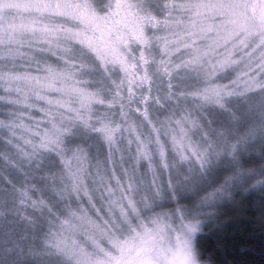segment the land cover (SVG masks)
Instances as JSON below:
<instances>
[{"label": "clouds", "instance_id": "1", "mask_svg": "<svg viewBox=\"0 0 264 264\" xmlns=\"http://www.w3.org/2000/svg\"><path fill=\"white\" fill-rule=\"evenodd\" d=\"M91 2L100 15H106L108 5L115 0ZM134 2L143 14H158V5L165 0ZM244 2L249 21L256 24L250 11L253 0ZM0 17L5 26L27 20L26 15L6 6ZM146 34L152 39V48L147 50L153 57L149 66L153 100L148 106L152 125L142 117L130 114L124 119L117 109L93 105L87 122H65V130L55 143L15 150L4 146L5 125L0 123V264H114L110 258L119 257L120 252L72 212L90 218L108 237L122 242L138 243V233L163 224L165 230L157 237L158 246L152 253L155 264H184L182 256L174 255L178 236L187 241V264H220L214 252L201 246V240L211 235L226 208L238 205L249 195L264 198V67L253 71L239 51L236 58L240 63L223 69L215 67L214 58L198 65L186 64L190 52L183 50L171 57V63L180 67L169 75L160 70L162 57L155 30L148 26ZM69 47L66 53L33 52L36 60L21 58L14 70L43 78L47 66L57 71L70 69L81 87L106 97L105 70L86 49ZM132 47L140 50L135 44ZM63 55L73 58L76 66L65 64L59 58ZM7 70L6 63L0 62V72ZM249 72L255 81L251 87L247 84ZM5 87L0 85V89ZM6 95V91H0V121L9 116ZM41 95L70 101L74 108L79 106L77 98L63 97L59 92L45 90ZM29 103L36 107L20 104L14 108L38 119L42 115L38 108L49 107L34 95L29 96ZM183 117L188 118L185 128L196 151L194 154L186 145L182 156L164 125ZM36 119L26 118V123L31 125ZM105 124L119 129L110 141L97 131ZM153 126L160 129V142L166 148L163 158ZM137 135L147 157L138 151ZM33 141L39 144V137H33ZM77 156L86 159L88 168L82 176L84 184L74 193L65 163L71 159L79 168L74 159ZM109 187L112 194L107 191ZM122 187L128 189L127 198L122 196ZM116 197H121L118 204L126 215L113 204ZM186 223L195 225L194 231L188 232ZM73 224L78 227L71 229ZM58 237H66L69 246L58 245Z\"/></svg>", "mask_w": 264, "mask_h": 264}, {"label": "snow or ice", "instance_id": "2", "mask_svg": "<svg viewBox=\"0 0 264 264\" xmlns=\"http://www.w3.org/2000/svg\"><path fill=\"white\" fill-rule=\"evenodd\" d=\"M5 6L27 16L26 21L22 19L20 23L6 26L3 17H0V62H5L9 68L0 72V85H6L0 91L8 93L4 99L9 113L6 120L0 123L5 125L4 146L8 149L40 148L55 143L65 130L62 125L70 120L87 122L93 105L117 109L124 119L130 114L142 117L152 125L148 106L153 100L149 75L153 57L147 51L152 48V39L146 34L148 26L155 30L159 42L162 57L159 61L160 70L169 75L180 67L171 63V57L183 50L190 52L186 64L198 65L206 58H214L215 67L223 69L240 63L236 58L239 51L253 71L264 67V0L252 2L250 11L257 19L256 24L249 21V9L244 0H180L179 3L177 0H165L158 5V14H143L134 0H115L114 4L108 5L106 15H100L91 0H0V11ZM44 18H57L69 23H49ZM201 41L206 43L201 44ZM134 44L139 46V51L133 49ZM70 45L86 49L105 70L108 77L106 97H98L95 92L81 87L75 72L70 69L57 71L47 66V75L43 78L30 72L14 70L17 60L21 58L36 60L33 52L66 53ZM59 58L67 65L76 66V61L68 55ZM247 75V84L251 87L255 81L250 72ZM58 83L60 87H57ZM141 89L147 90L141 93ZM45 90L59 92L63 97L77 98L79 106L74 108L70 101L41 95ZM30 95L49 106L38 108L42 113L38 119L14 108L20 104L28 108L36 107L29 103ZM26 118L36 119V122L30 125L26 123ZM187 120V117L170 119L164 125L166 130L171 131V142L180 149L182 156L186 145L194 154L196 151L188 140L189 132L185 128ZM45 124L48 127H42ZM152 130L163 158L166 148L160 142V129L153 126ZM97 131L103 132L110 141L119 129L105 124ZM33 137H39V144L34 143ZM136 140L139 153L147 157L149 154L145 152L138 135ZM74 159L80 165L79 168L75 167L71 159L66 161L65 167L72 178V191L77 193L84 184L82 176L88 164L84 157L77 156ZM107 191L112 194L113 190L109 187ZM127 191L121 188L124 198H127ZM120 198L116 197L112 202L122 215H126L118 204ZM128 203L129 206L133 205L131 199ZM178 214L183 217L179 210ZM71 215L109 239L112 247L120 252L119 257L110 258L114 264H155L152 253L158 246L157 237L165 230L163 224H158L155 230L145 228L142 234L138 233V243L122 242L108 237L107 232L90 218L76 212ZM70 227L76 229L78 225ZM184 227L192 232L195 225L186 223ZM57 244L69 246L66 237H58ZM186 248L187 241H182L178 236L174 255L182 256L184 264L188 261Z\"/></svg>", "mask_w": 264, "mask_h": 264}, {"label": "trees", "instance_id": "3", "mask_svg": "<svg viewBox=\"0 0 264 264\" xmlns=\"http://www.w3.org/2000/svg\"><path fill=\"white\" fill-rule=\"evenodd\" d=\"M217 224L201 246L220 264H264V198L249 195L226 208Z\"/></svg>", "mask_w": 264, "mask_h": 264}]
</instances>
